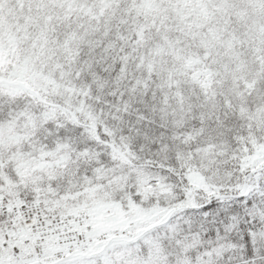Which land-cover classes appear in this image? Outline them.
I'll return each mask as SVG.
<instances>
[{
	"label": "snow or ice",
	"instance_id": "6c2138e0",
	"mask_svg": "<svg viewBox=\"0 0 264 264\" xmlns=\"http://www.w3.org/2000/svg\"><path fill=\"white\" fill-rule=\"evenodd\" d=\"M0 264H264V0H0Z\"/></svg>",
	"mask_w": 264,
	"mask_h": 264
}]
</instances>
